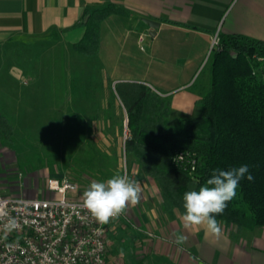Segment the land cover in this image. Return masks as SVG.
Here are the masks:
<instances>
[{"label":"crops","instance_id":"obj_1","mask_svg":"<svg viewBox=\"0 0 264 264\" xmlns=\"http://www.w3.org/2000/svg\"><path fill=\"white\" fill-rule=\"evenodd\" d=\"M109 4L123 12L100 21L96 53H81L75 44L85 35L90 13ZM144 17L160 22L155 34ZM219 32L264 40V0H0V56L7 46L27 39L71 51L81 70L78 74L97 80L107 92L103 103L99 94L93 112L99 131L111 125V115L126 113L116 88L120 85L127 93L125 85L133 82L167 97L174 119L197 115V101L211 82L212 38ZM0 109L4 113L1 105ZM146 183V188L159 192L153 178ZM157 207V215L151 210L141 221L144 232L129 234L132 250L139 238L141 246L136 254L127 252L124 260L115 242L124 238L118 236V225H113L105 264H264V226L237 237L220 224L221 235L216 238L206 235L203 228L184 229L179 210ZM174 234L185 235L187 240L177 245Z\"/></svg>","mask_w":264,"mask_h":264},{"label":"trees","instance_id":"obj_2","mask_svg":"<svg viewBox=\"0 0 264 264\" xmlns=\"http://www.w3.org/2000/svg\"><path fill=\"white\" fill-rule=\"evenodd\" d=\"M123 10L109 4L90 13L84 37L75 44L81 53L97 52L100 21ZM211 52V82L197 101L195 116H171V102L142 83L117 86L129 119L126 154L137 164L136 178H153L164 210L182 214L185 192L196 190L217 169L247 165L253 179H241L235 198L216 219L240 234L264 226V40L219 32ZM14 124L0 109V140H11ZM182 152L185 158L177 159ZM194 160V162H193ZM236 235V234H235Z\"/></svg>","mask_w":264,"mask_h":264},{"label":"rangeland","instance_id":"obj_3","mask_svg":"<svg viewBox=\"0 0 264 264\" xmlns=\"http://www.w3.org/2000/svg\"><path fill=\"white\" fill-rule=\"evenodd\" d=\"M70 53L27 39L7 46L0 56V105L15 127L11 140H0V193L14 198L53 197L58 194L49 190L48 179L65 176L78 183L74 195L83 198L91 182L127 174L140 184L141 198L114 219L109 229L110 233L118 225V236L124 241L117 238L116 252L124 260L127 252L139 251L141 239L133 251L129 234L144 232L141 221L151 210L156 214L157 206L161 208L160 191L146 188L147 179L136 178L137 164L124 147L130 136L126 113L111 115L106 130L95 129L98 96L103 103L107 92L97 80H84L78 74L81 70ZM226 228L237 230L235 224ZM248 231L235 234L239 237Z\"/></svg>","mask_w":264,"mask_h":264},{"label":"built area","instance_id":"obj_4","mask_svg":"<svg viewBox=\"0 0 264 264\" xmlns=\"http://www.w3.org/2000/svg\"><path fill=\"white\" fill-rule=\"evenodd\" d=\"M218 44L215 34L211 49ZM255 56L264 64V56ZM184 158L177 154L178 160ZM47 185L58 195L14 198L0 193V264H105L114 219L98 223L74 195L76 181L50 177Z\"/></svg>","mask_w":264,"mask_h":264},{"label":"clouds","instance_id":"obj_5","mask_svg":"<svg viewBox=\"0 0 264 264\" xmlns=\"http://www.w3.org/2000/svg\"><path fill=\"white\" fill-rule=\"evenodd\" d=\"M249 173L247 165L229 170L217 169L196 190L185 192L183 196L184 213L180 217L183 228L198 230L203 228L206 235L219 238L221 227L216 219L223 214L228 203L236 196L241 179ZM248 180L253 177L248 174ZM142 188L127 174H117L103 182L93 181L83 193L82 207L100 224H108L119 218L129 206H136L141 198ZM11 225V222H10ZM176 236L174 243L183 244L187 237Z\"/></svg>","mask_w":264,"mask_h":264},{"label":"water","instance_id":"obj_6","mask_svg":"<svg viewBox=\"0 0 264 264\" xmlns=\"http://www.w3.org/2000/svg\"><path fill=\"white\" fill-rule=\"evenodd\" d=\"M143 20L146 21L152 27L151 33L155 34L156 33L155 29L157 27H159L160 22L156 21V20H153V19H150V18H146V17H144ZM216 48H218V46Z\"/></svg>","mask_w":264,"mask_h":264}]
</instances>
